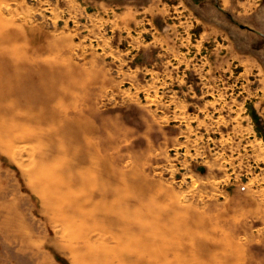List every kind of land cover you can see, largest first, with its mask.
I'll return each instance as SVG.
<instances>
[{
	"label": "rangeland",
	"instance_id": "374dc122",
	"mask_svg": "<svg viewBox=\"0 0 264 264\" xmlns=\"http://www.w3.org/2000/svg\"><path fill=\"white\" fill-rule=\"evenodd\" d=\"M0 264H264V0H0Z\"/></svg>",
	"mask_w": 264,
	"mask_h": 264
}]
</instances>
